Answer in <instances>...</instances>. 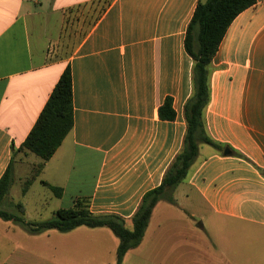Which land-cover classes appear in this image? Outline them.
<instances>
[{
    "label": "crops",
    "instance_id": "0c3cea01",
    "mask_svg": "<svg viewBox=\"0 0 264 264\" xmlns=\"http://www.w3.org/2000/svg\"><path fill=\"white\" fill-rule=\"evenodd\" d=\"M199 1L0 0V180L10 166L14 177L18 163L24 167L30 155L13 157L12 149L25 142L70 67L74 127L30 186L37 165H27L24 188L46 182L61 189L54 193L59 209L83 203L94 215L122 217L131 230L144 196L161 185L182 148L194 67L185 37ZM167 98L173 121L159 116ZM205 121L224 149L202 146L178 187L177 200L189 203L190 213L178 203L184 223L216 217L263 236L264 0L234 20L219 46ZM185 229L192 240L200 235ZM242 248L224 249L219 260L197 249L196 264H244ZM247 248L262 254L252 264H264L262 245Z\"/></svg>",
    "mask_w": 264,
    "mask_h": 264
},
{
    "label": "trees",
    "instance_id": "16d2710c",
    "mask_svg": "<svg viewBox=\"0 0 264 264\" xmlns=\"http://www.w3.org/2000/svg\"><path fill=\"white\" fill-rule=\"evenodd\" d=\"M257 1H199L185 37V49L192 58L194 67L193 93L184 106L186 134L182 148L166 170L161 185L144 196L132 218L131 230L126 227V221L122 217L112 214L94 215L88 205L83 203H78L70 209H59L54 212L51 219L42 222H26L22 217L25 214V206L20 203L17 205L20 215L0 209V219L21 225L30 233L51 230L69 233L80 227L106 228L118 239L116 263L123 264L126 254L137 249L144 241L153 211L158 204L166 202L174 207L178 206L177 189L188 181L198 161L201 147L209 146L217 152L223 151L224 147L210 137L205 121V113L210 101L212 62L231 24L242 12L255 6ZM159 116L164 121L175 120L176 112L171 98H167L159 108ZM73 127V79L71 69L67 67L25 142L19 149H12L13 157L20 153H32L41 160L28 181V186L37 179L45 164L54 156ZM13 182L14 175L10 166L0 180V206L9 195ZM42 184L57 195L61 192V189L51 187L46 182ZM28 188H24V194Z\"/></svg>",
    "mask_w": 264,
    "mask_h": 264
},
{
    "label": "rangeland",
    "instance_id": "374dc122",
    "mask_svg": "<svg viewBox=\"0 0 264 264\" xmlns=\"http://www.w3.org/2000/svg\"><path fill=\"white\" fill-rule=\"evenodd\" d=\"M28 155L30 156L24 157L25 161H22L25 165L21 170L19 163L18 167L16 166L12 188L0 209L20 215L17 205L23 203L26 206V213L22 215L24 220L42 222L51 219L54 211L62 205L54 192L39 181L34 183L26 195L23 194L25 181L30 175L27 165H37L41 162L36 155ZM178 203L183 211L190 213L187 201L180 199ZM181 208L166 202L160 203L153 211L144 241L137 249L126 254L123 264H196L202 260L197 257V249L202 253L209 252L211 258L219 260L221 251L235 244L243 247L242 249L246 248V252L240 253L241 263L252 264L259 257L260 253L249 252L247 248L250 245L264 247V235H256L253 227L230 223L216 217L205 221L204 224L187 217L186 225ZM162 222L163 226L159 228L158 225ZM204 226L205 233L196 229ZM185 228L200 235H193V240L192 235L183 236L181 233L185 232ZM237 229L247 232L237 237L233 232L228 235L229 231ZM118 244V239L106 228L80 227L69 233L56 230L30 233L21 225L0 219V264H117Z\"/></svg>",
    "mask_w": 264,
    "mask_h": 264
},
{
    "label": "water",
    "instance_id": "95a60500",
    "mask_svg": "<svg viewBox=\"0 0 264 264\" xmlns=\"http://www.w3.org/2000/svg\"><path fill=\"white\" fill-rule=\"evenodd\" d=\"M229 153H230V151L227 149V150L225 151V154L228 155Z\"/></svg>",
    "mask_w": 264,
    "mask_h": 264
}]
</instances>
